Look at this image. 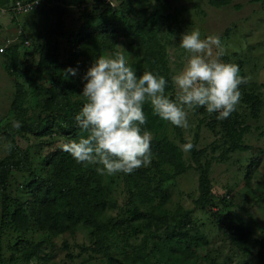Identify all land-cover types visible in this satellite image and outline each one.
<instances>
[{"label": "rangeland", "instance_id": "1", "mask_svg": "<svg viewBox=\"0 0 264 264\" xmlns=\"http://www.w3.org/2000/svg\"><path fill=\"white\" fill-rule=\"evenodd\" d=\"M129 5L136 9L134 15L129 16ZM53 6L51 1L43 0L42 6L25 15L16 16V19L10 15L0 16V47L6 45L8 50L11 45L18 44L19 50L16 62L10 55L5 54L6 50L5 53H0V130L18 118V113L11 109L18 84L23 89L24 101L21 109L25 110V119L32 118L31 111L35 109L37 101L42 99L41 94L36 93V87L33 91L32 82L47 90L53 89L47 72L39 69L41 56L46 51L45 45L53 35L59 31H78L87 18L98 14L107 6L123 8L132 21L147 19L151 12L157 11L159 19L156 37H152L153 40L147 43V47L162 57L161 60L167 61L173 75L186 64L190 55L179 47L181 34L187 30L198 29L202 39L209 35H218L227 47V54L222 60L237 64L240 74L250 77L247 90L249 88L255 95H259L260 102L264 104V0L257 3L252 0H229L228 5L219 8L210 6L208 0H107L102 4L87 1L67 7L65 14L59 19L53 14ZM98 33L93 34L101 36L102 33ZM115 35V42L105 52H94L87 45L89 41H81L82 54L77 60L81 68H78L76 76H72L76 88L75 97H81L79 95L86 83L83 76L99 56L107 57L123 52L129 64L133 60L130 59L133 51L129 52L127 39L117 33ZM81 36L83 40H90L86 32ZM59 53V59L65 61L68 57L66 43L61 44ZM168 95L175 98V86ZM247 107L240 101L235 111L242 120L241 124L250 127L242 140L243 146L248 147V150L228 152L223 159L220 154L225 152L230 141L226 135L225 122L231 116L218 120V113L209 114L205 108L199 107L189 111V127L180 128L182 137L187 142H194L198 151H204L199 157L200 162H210L208 177L211 194L217 198L213 205L205 209L194 206L193 202L198 197L195 161L188 151L182 150L172 125L164 121L161 129L151 132L152 136L166 137L178 149L184 171L179 173L176 167L165 166L164 169L171 175L170 180L165 183L159 179L158 170L153 164L135 170L137 178L141 176L143 185H148L150 179L148 187L152 191L156 189L150 200V197L141 200L142 188L132 185L127 174L109 176L100 175L96 171L98 181L91 191H99L101 201L98 218L102 222L113 224L116 230L105 240L107 255L102 251L98 254L82 252V248L96 246L91 229L77 225L71 232L57 234L52 230L50 234L41 227L29 225L32 222L31 212L25 208L22 212L28 227L18 230L9 227L5 230L0 241V264H127L125 257L131 253V249L124 247L122 243L124 225L119 221L133 206L137 207L140 216L138 219H131L129 215L125 217L132 233L129 243L137 246L150 233L157 235L153 242L148 241L145 251L152 260L172 255L169 250L174 244L165 240L164 232L166 225L172 223L173 217L179 215L180 223L184 224L183 229L194 239L202 237L205 242L195 240L199 244L194 246L195 253L192 256H188L184 249L176 251L175 256H171L173 262L207 264L212 260L216 264H264V253L263 259L259 258L258 242L259 239L264 240V105L256 117L251 116ZM64 140L65 138L53 132L42 138L26 134L18 142L21 147L29 149L30 154L42 153L46 156L50 151L62 149L66 142ZM7 155V142L0 136V160ZM250 164L252 166L249 168ZM34 165L38 168L37 163ZM94 168L95 165L85 166L76 162L75 175ZM247 169L250 177L246 183ZM28 180L27 175L13 173L9 182L12 196H18L23 201H33L28 189H22L23 182L27 183ZM223 199L230 203L231 211L248 224L250 235L246 253L239 251L230 242V231L226 226L223 225L222 229L214 220V213L222 209ZM149 217L162 219L157 231L155 221ZM148 221L150 226L146 225ZM179 242L184 243V239L176 240V243ZM26 251L33 253L32 256L23 258L22 254Z\"/></svg>", "mask_w": 264, "mask_h": 264}, {"label": "trees", "instance_id": "2", "mask_svg": "<svg viewBox=\"0 0 264 264\" xmlns=\"http://www.w3.org/2000/svg\"><path fill=\"white\" fill-rule=\"evenodd\" d=\"M37 1H39V7L42 6L43 0ZM49 1L54 4L52 7L53 14L59 19L65 14L67 7L87 1L102 4L107 0ZM260 1L262 0H252L254 3ZM8 4L9 0H0V9L6 10L7 14L10 12ZM208 4L219 8L228 5L229 0H208ZM128 11L129 16L136 13V9L130 5ZM10 16L13 19L17 18L13 14ZM129 16L126 15L123 8L115 9L107 6L102 11L100 10L98 14L87 18L78 31H59L53 35L45 45L46 54H42L41 67H39V69L47 72L48 77L52 80L53 89L47 90L45 87L37 85L36 82H32L33 91L36 87L38 89L36 93H40L42 99L37 101L35 109L31 111L32 118L30 119H25V110L21 109L24 101L22 86L19 84L16 86V96L12 101L11 109L18 113L16 120L20 121L22 127L16 130L12 128V123H10L7 127L0 130V136L5 138L8 149V155L0 160V241L5 230L9 227H13L16 230L20 228L27 229L28 224L25 223L27 219L22 212L23 209L27 208L31 212L30 216L32 217V222L29 225L41 227L44 232L48 231L50 234L52 230L57 234H62L66 231L71 232L77 225L91 229L96 246L94 248H82V252L98 254L102 251L107 255L105 240H108L116 230L113 224L102 222L98 218L100 215L98 209L101 201L98 194L99 191L97 190L95 193L91 191L98 181L96 178L98 165H95L96 168L91 171L85 170L83 171L84 174L75 175L76 161L69 153L63 151V148L50 151L46 156H43L42 153L30 154L28 152L29 149L27 150L26 147L20 146L18 139L26 134L40 138L48 137L53 132H56L59 137L68 139H79L80 135H82L80 129L76 126L74 117L79 113L85 101L82 97L74 96L76 88L72 76H68L67 79L64 77L66 68H81V64L77 61L82 54L81 41H89L87 45L94 52H105L115 42V33L125 37L128 42L129 52L133 51L130 55V59L133 58V60L129 65L136 71L137 75H141L144 71L159 73L168 81L165 89L166 94L173 91L174 86L171 79L173 73L169 69L167 61L161 60L162 57H159L153 49L147 47V43H150L156 37L159 19L157 11L151 12L147 19L139 18L136 21H132ZM83 32L88 33L90 40H83L81 36ZM94 32H101L102 34L99 36V33L93 34ZM225 34L228 35V33ZM62 43H66L68 48V57L65 61L59 59V50ZM6 51L4 53L10 55L16 62L19 52L18 44L11 45ZM136 59L137 61H134ZM247 86L248 83L240 86L242 93L241 102L248 106L251 116L256 117L264 104L260 102L259 95H255L249 88L247 90ZM144 111L147 116V124L144 127L147 130L153 132L163 127L164 121L153 115L149 104L144 106ZM231 117L225 122L226 135L230 141L225 152L220 154L222 159L226 158L228 152L248 150V147L243 146L242 140L244 135L249 132L250 127L241 124L242 120L239 119V114L236 111L231 114ZM172 127L176 131L181 145L189 143L182 137L180 127L173 125ZM192 144L194 147L188 152L192 155L196 164V171L198 172V197L193 204L197 208L205 209L217 201V198H214L211 194V183L208 177L210 162L206 161L202 164L199 157L203 155L204 151H198L195 143L192 142ZM9 145L11 146L10 149ZM151 151V164L158 170L160 180L166 183L171 178V175L164 169L165 166L176 167L179 169V173L184 171L180 152L167 141L166 137L158 138V136H155L151 142ZM34 163L38 164V168L35 167ZM251 164L249 168L252 166ZM13 173H20L29 177L27 183L23 182L22 189L24 187V190L28 189L27 192L31 195L33 201H23L18 196H12L9 182ZM87 174L89 175L87 176ZM127 176L132 185L142 188V201L147 200L148 197H150L149 200L152 198L151 194H154L156 189L152 191L148 187L150 179L148 180V185H143L141 176L137 178L134 172L127 174ZM245 176L247 183L250 177L248 169ZM221 204V211L214 213L215 222L222 229L223 225L226 226L227 230L230 231L228 235L230 242L239 251L246 253L247 241L250 235L248 224L239 215L231 211V205L225 199L222 200ZM132 205H134L133 202ZM127 215L131 219H138L140 213L137 207L133 206L131 211H126L119 221L120 224L124 225L122 227V243L124 247L131 249V253L125 257L127 264H182L173 262L171 256H175L176 251L181 249H184L183 251L188 253V256H192L195 253L194 246L199 244L195 240L205 242L204 238L194 239L189 232H186L183 229L184 224L180 223L179 215H177L173 217L172 223L166 225L164 232L165 240L174 244V247L169 250L172 255H167L163 259L159 257L152 260L145 251L148 248V241L151 240L153 242L157 235L150 233L149 237L147 236L143 239L139 245L132 246L129 243L132 233L131 227L128 226L129 222L125 218ZM149 218L155 221L154 225L157 231L158 224L162 219L159 217ZM146 225L150 226V222L148 221ZM178 239H184V243H176ZM258 242L260 243L259 258L263 259L264 240L259 239ZM154 248L158 251L156 246ZM1 249L2 246H0V251ZM32 254L26 251L22 254V257L29 258ZM0 260L2 261V257H0ZM207 264L216 263L210 260Z\"/></svg>", "mask_w": 264, "mask_h": 264}, {"label": "clouds", "instance_id": "3", "mask_svg": "<svg viewBox=\"0 0 264 264\" xmlns=\"http://www.w3.org/2000/svg\"><path fill=\"white\" fill-rule=\"evenodd\" d=\"M179 47L190 55L171 78L174 99L166 94L168 81L164 76L152 71L138 76L123 52L99 56L83 76L86 83L79 96L85 102L74 117L82 135L79 139L65 138L63 151L79 164L99 165L96 171L100 175L130 174L149 166L152 160L153 136L144 127L146 104L153 115L184 129L189 127V111L199 107L209 114L218 113V120L229 118L241 101L240 86L250 77L241 76L237 64L222 60L227 47L218 35L202 39L198 29L187 30L181 34ZM77 72L78 68H66L64 77ZM11 123L16 130L22 127L18 120ZM181 147L187 152L194 145Z\"/></svg>", "mask_w": 264, "mask_h": 264}, {"label": "built area", "instance_id": "4", "mask_svg": "<svg viewBox=\"0 0 264 264\" xmlns=\"http://www.w3.org/2000/svg\"><path fill=\"white\" fill-rule=\"evenodd\" d=\"M39 6V1H23V0H9L8 10H10L9 14H7L6 10L0 9V16L2 15H25L30 13L34 9ZM6 50V45H2L0 47V53H4Z\"/></svg>", "mask_w": 264, "mask_h": 264}]
</instances>
